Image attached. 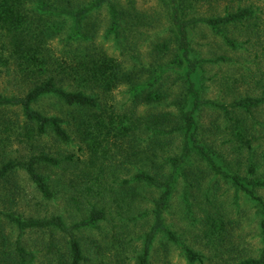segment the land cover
I'll list each match as a JSON object with an SVG mask.
<instances>
[{"label":"rangeland","instance_id":"1","mask_svg":"<svg viewBox=\"0 0 264 264\" xmlns=\"http://www.w3.org/2000/svg\"><path fill=\"white\" fill-rule=\"evenodd\" d=\"M92 1L72 0L70 7L87 6ZM112 8L116 12L114 18ZM238 8L247 9L249 17L215 28L198 23L189 29L190 56L204 60L192 75L204 99L229 103L243 97L264 96V0L186 2L188 17H222ZM49 22L45 55L47 67L58 85L67 90L76 89V83L67 78L63 67L75 62L76 57L101 50L129 71L135 83L144 85L159 76L153 87L164 98L136 107L137 115L151 111H172L178 115L189 108L183 84L185 70L161 72L177 53L165 0H113L93 8L82 21L81 38L70 36L72 21L68 16L54 15ZM162 44L167 45L165 52L159 50ZM9 73L0 72V94L24 93L30 84L12 79ZM129 93L130 86L121 85L108 98L122 112L131 106ZM33 108L46 116L62 117L64 127L71 111L54 95L40 97ZM229 109L205 106L198 110V138L224 170L263 182L264 101L235 111ZM67 129L71 133V128ZM25 130L18 107H0V166L8 160H26L43 148L60 159L57 165H35L53 195L44 197L22 169L2 176L0 231L11 242L18 236L16 226L2 212L22 218L59 216L65 224L72 225L86 218L94 206L104 211L103 218L95 226L74 230L86 256L82 264H103L115 247L121 246L120 242L127 244L125 254L130 256V264H135L161 192L159 187L133 179L136 172L147 167L130 158L131 162L120 165L129 151L124 143L120 149L110 147L106 155L111 156L106 164L109 171L97 178L95 174L87 178L83 176L87 170L83 163L76 166L64 159L67 154H74V158L87 155L77 139L65 143L51 134L30 138ZM180 140L177 132L172 146H168V155L178 154ZM138 141L144 145L143 137L138 136ZM253 190L264 201V186L256 185ZM162 217L174 238L163 232L156 234L148 253L149 264H242L243 260L261 254L260 205L228 179L215 175L196 154L179 168ZM66 238L52 227L26 229L20 235L22 245L34 254V264H56L58 251L66 253ZM188 251L196 255L194 260Z\"/></svg>","mask_w":264,"mask_h":264},{"label":"trees","instance_id":"2","mask_svg":"<svg viewBox=\"0 0 264 264\" xmlns=\"http://www.w3.org/2000/svg\"><path fill=\"white\" fill-rule=\"evenodd\" d=\"M113 0H94L87 6L72 5V0H0V72L12 74V79H19L24 84H30L28 89L19 95L0 94V107H18L24 117L25 133L28 137L51 134L60 142H70L74 138L83 145L86 156L74 158V154L65 155L69 163L79 166L83 163V176L91 178L101 176L109 171L106 156L111 146L120 149L127 144L129 151L125 162L141 163L147 167L134 174L133 179L144 184L161 189L158 199L152 209L153 220L149 230L144 234L141 252L135 256V264H149L148 253L151 243L159 232L166 233L171 238L173 234L165 226L162 213L166 207L170 193L176 182V174L181 165L196 154L208 165L215 175L228 179L248 198L255 200L261 207L263 218L260 221L263 248L258 258H249L242 264H264V201L254 193V186H264V181H253L236 173H229L217 164L214 156L206 145L198 138L199 125L196 112L202 107H215L235 111L240 108L256 106L264 101L263 97H243L229 103H219L204 99L195 85L192 75L204 60H196L190 56L189 29L205 23L215 28L222 24H232L249 17L250 12L238 8L220 17H188L186 14L187 0H165L169 10L170 23L176 37V55L169 61L168 69L183 68V84L189 108L183 109L178 115L172 111H151L137 115L136 107L159 102L164 94L153 86L159 81V76L149 80L147 84L135 83L130 72L125 70L116 59L102 52L93 50L71 61L63 67L67 78L76 83V89L67 90L58 85L52 71L47 67L45 55L48 30L51 28L49 19L54 15L68 16L72 21L71 37L81 38L82 21L93 8L111 3ZM114 8L111 17H116ZM227 43H234L226 39ZM88 49V48H87ZM165 52L167 45L159 46ZM121 85L130 86L131 106L126 111H118L110 103V93ZM162 86V85H161ZM82 87V88H81ZM54 95L59 97L71 109L67 116L66 127L64 119L59 116H46L33 108V103L40 97ZM67 127L71 128V133ZM179 132L180 150L178 154H167L168 146ZM138 136L144 138V145L138 141ZM81 148V147H80ZM81 150V149H80ZM165 156V157H164ZM164 157V158H163ZM136 160H135V159ZM49 163L57 165L60 159L51 156L43 148L38 153H31L26 160H8L0 166V178L14 169L24 170L44 197L53 195L45 178L36 171V164ZM78 164V165H77ZM92 171H90V170ZM89 215L72 225H67L59 216L22 218L12 212H2L13 223L18 236L13 242L0 231V264H34V254L28 251L20 241V235L26 229L56 228L66 238V253L58 251L56 264H82L86 261L82 245L74 230L79 227L95 226L103 218L104 211L91 207ZM115 247L109 259L103 264H130V256L125 254L126 243L120 242ZM55 246H57L55 244ZM190 259L196 255L188 251Z\"/></svg>","mask_w":264,"mask_h":264}]
</instances>
